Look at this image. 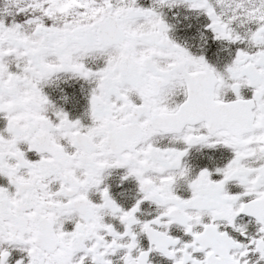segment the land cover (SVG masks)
I'll list each match as a JSON object with an SVG mask.
<instances>
[{"label": "snow or ice", "instance_id": "1", "mask_svg": "<svg viewBox=\"0 0 264 264\" xmlns=\"http://www.w3.org/2000/svg\"><path fill=\"white\" fill-rule=\"evenodd\" d=\"M0 264H264V0H0Z\"/></svg>", "mask_w": 264, "mask_h": 264}]
</instances>
